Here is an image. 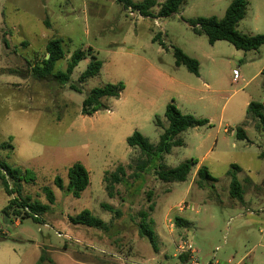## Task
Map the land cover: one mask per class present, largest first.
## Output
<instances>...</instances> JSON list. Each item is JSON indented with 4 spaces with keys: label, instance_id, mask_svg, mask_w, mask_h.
<instances>
[{
    "label": "rangeland",
    "instance_id": "rangeland-1",
    "mask_svg": "<svg viewBox=\"0 0 264 264\" xmlns=\"http://www.w3.org/2000/svg\"><path fill=\"white\" fill-rule=\"evenodd\" d=\"M155 1L157 16L166 0ZM232 1L187 0L170 17L144 18L117 0H0V165L20 171L17 180L7 175L13 197L0 178V264H190L178 254L184 240L201 264H264V126L247 114L250 103L264 105V45L249 52L226 41L211 45L190 25L222 19ZM248 1L237 30L264 35V0ZM53 39L63 40L65 51L54 73L66 71L74 52L87 53L66 85L35 71ZM175 49L199 62V75L176 65ZM94 55L102 70L80 83ZM120 82V98L103 101L108 110L82 115L92 90ZM168 104L209 124L180 134L183 145L161 159H148L127 139L138 131L156 147L169 125ZM186 162L196 164L185 182L160 180L161 169ZM76 163L90 174L79 199L67 191ZM233 165L242 200L230 194ZM202 166L214 180L198 177ZM120 167L117 184L112 176ZM45 188L54 192L52 205ZM16 196L50 209L8 216ZM182 204L188 209L179 212ZM84 210L102 225L74 223ZM141 212L153 221L156 245L139 235ZM177 217L187 224H176Z\"/></svg>",
    "mask_w": 264,
    "mask_h": 264
},
{
    "label": "trees",
    "instance_id": "trees-1",
    "mask_svg": "<svg viewBox=\"0 0 264 264\" xmlns=\"http://www.w3.org/2000/svg\"><path fill=\"white\" fill-rule=\"evenodd\" d=\"M120 4H123L126 9H132L136 11L140 16L144 18H167L179 11H181L186 4L187 0H166L161 6L157 16L151 13V10L157 5L155 0H145L142 3H133L131 0H117ZM249 6L248 0H233L226 10V13L222 19L216 17L211 18H199L195 21H191L190 25L197 33L205 34L211 45H214L218 41H226L232 44L237 50L244 52L257 51L264 45V35L247 36L240 33L237 30L239 23L245 18ZM159 36V35H158ZM154 42L158 39L155 37ZM163 45V42L160 41ZM63 40L53 39L48 42L46 46V57L43 60V66L38 68L37 74L41 76H52L63 85L69 83L71 75L79 63L87 57V53L83 50L74 52L70 58L65 72L54 73L56 64L65 57V51L63 48ZM89 53L92 54V50L89 49ZM174 57L177 66H186L188 70L195 75H199V62L190 58L184 54L180 49H175ZM103 67V63L99 61L95 55L93 61L89 64L87 70L81 75L80 83H85L90 78H93L100 74ZM261 74L264 76V69ZM73 91L80 92V88L75 85H70ZM125 86L123 83L107 84L101 88H95L84 99L82 105V115L92 116L95 113L108 110V106L103 102L109 99H119ZM247 114L252 115L254 120H259L264 126V105L260 103H250L247 109ZM165 117L168 120V127L164 129L163 134L160 136L159 144L154 147L148 140L138 131L134 132L132 136L127 139V143L131 148H138L148 159H161L165 154H169L173 146H182L183 141L177 139L180 134L187 131L190 128L201 127L209 124L207 119H197L191 115H184L174 104H168L165 111ZM258 129L260 125H257ZM236 135L239 139L246 140V131L242 128H237ZM260 158L264 159V151L260 154ZM196 163L186 162L176 168L161 169L159 172V178L165 183L172 182H185L188 176L191 174L192 166ZM0 178L4 185L6 193L13 197L16 190H12L7 175L12 179L17 180L16 176H19V170H12L7 164L0 165ZM232 169V182H231V196L234 198L243 199L242 189L240 183L236 177V172L239 171L237 165H233ZM28 172H26L27 174ZM124 175L122 167L118 168V173L112 176L114 183H120ZM197 175L202 180H214L207 167L202 166L198 169ZM55 184L58 188L63 189V182L59 177H56ZM90 185V174L88 170L81 164L76 163L68 170V193L75 199H79L82 193ZM46 197L50 205L55 202L54 192L45 188ZM50 209L49 205H40L31 203L30 199L20 200L17 196L10 199L8 205L5 208L6 215H13L17 218L29 217L30 213L36 215L44 214ZM12 210V212H11ZM153 207H150V211ZM141 222L139 225V235L148 237L150 242L156 245L157 236L153 228V221L149 219L147 212H141ZM35 219V218H34ZM76 224L84 225L91 228H99L102 225V221L93 217L89 210H84L76 218L73 219ZM176 224L184 226L187 222L179 217L176 218ZM181 258H187L182 256ZM43 260V259H42Z\"/></svg>",
    "mask_w": 264,
    "mask_h": 264
},
{
    "label": "built area",
    "instance_id": "built-area-1",
    "mask_svg": "<svg viewBox=\"0 0 264 264\" xmlns=\"http://www.w3.org/2000/svg\"><path fill=\"white\" fill-rule=\"evenodd\" d=\"M186 209H188V206L186 204H182L179 207V212H183ZM169 223H170V227L173 228L174 224L172 220H170ZM177 250L179 255L187 256V258H189L190 264H201L200 259L197 255L198 253L197 250L194 249V247L188 240H184L183 243L177 247ZM208 264H212V263H208Z\"/></svg>",
    "mask_w": 264,
    "mask_h": 264
}]
</instances>
